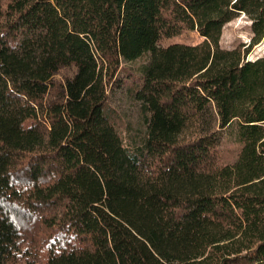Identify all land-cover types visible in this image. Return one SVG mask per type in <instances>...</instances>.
<instances>
[{
  "label": "trees",
  "instance_id": "obj_1",
  "mask_svg": "<svg viewBox=\"0 0 264 264\" xmlns=\"http://www.w3.org/2000/svg\"><path fill=\"white\" fill-rule=\"evenodd\" d=\"M263 39L264 0H0V264H264Z\"/></svg>",
  "mask_w": 264,
  "mask_h": 264
},
{
  "label": "rangeland",
  "instance_id": "obj_2",
  "mask_svg": "<svg viewBox=\"0 0 264 264\" xmlns=\"http://www.w3.org/2000/svg\"><path fill=\"white\" fill-rule=\"evenodd\" d=\"M249 19L245 14H240L238 17L227 22L222 29V35L220 38V45L224 48H233L239 43L249 44L250 30ZM202 40L195 31L184 32L180 35L174 36L165 40L167 43H185V44H197ZM264 54V39L253 46L252 50L248 54V59H253L259 55ZM145 63V56L137 59L132 63L127 64V70L135 72L138 68ZM67 72L62 70L61 73ZM122 75L127 76L126 71L122 70L119 73V78L122 79ZM109 102L120 114V123L118 126V132L123 140L124 144H137L142 141L145 136V124L143 122L142 113L137 101L134 100L132 93L125 86H122V80L119 86L113 87L109 93ZM231 147L235 145L227 142ZM233 155L231 156V158Z\"/></svg>",
  "mask_w": 264,
  "mask_h": 264
}]
</instances>
